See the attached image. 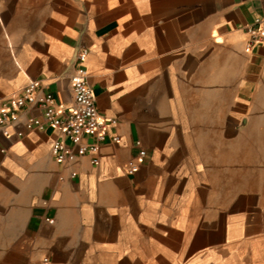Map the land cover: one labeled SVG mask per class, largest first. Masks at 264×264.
<instances>
[{
    "label": "crops",
    "instance_id": "0c3cea01",
    "mask_svg": "<svg viewBox=\"0 0 264 264\" xmlns=\"http://www.w3.org/2000/svg\"><path fill=\"white\" fill-rule=\"evenodd\" d=\"M263 12L0 0V99L37 81L71 105L86 49L99 111L118 121L98 164L57 161L53 128L0 130V264H264V46L246 51L245 30ZM138 141L148 155L129 174Z\"/></svg>",
    "mask_w": 264,
    "mask_h": 264
},
{
    "label": "built area",
    "instance_id": "2783aa9c",
    "mask_svg": "<svg viewBox=\"0 0 264 264\" xmlns=\"http://www.w3.org/2000/svg\"><path fill=\"white\" fill-rule=\"evenodd\" d=\"M245 30L248 34L246 51L264 46V12L257 15ZM88 52L85 49L76 58L71 75L74 95L71 105L60 108L56 96L51 92H43L37 81L28 83L19 94L0 99V130L7 138L14 134L24 137L32 130L44 131L53 128L60 133L51 149L57 161L67 163L80 156L91 155L92 162L99 163L101 143L106 140L109 129L118 121L103 117L99 111L96 93L89 83L85 65ZM90 138L93 141H89ZM113 140L120 141V136H113ZM136 146L139 150L135 159L128 164L129 174L138 172L148 155L140 141ZM72 176H75V173ZM47 220L54 222L51 218ZM44 262L48 263V259Z\"/></svg>",
    "mask_w": 264,
    "mask_h": 264
}]
</instances>
